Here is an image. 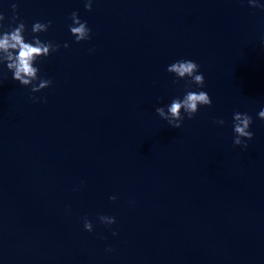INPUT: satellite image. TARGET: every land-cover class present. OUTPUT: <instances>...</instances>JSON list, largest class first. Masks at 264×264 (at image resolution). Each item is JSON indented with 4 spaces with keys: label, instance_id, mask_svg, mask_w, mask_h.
<instances>
[{
    "label": "water",
    "instance_id": "water-1",
    "mask_svg": "<svg viewBox=\"0 0 264 264\" xmlns=\"http://www.w3.org/2000/svg\"><path fill=\"white\" fill-rule=\"evenodd\" d=\"M73 12L88 41L74 42ZM0 14V32L23 21L26 42L51 21L39 39L60 46L34 65L52 81L39 93L0 64V264H264V9L0 0ZM179 60L199 65L204 87L189 90L212 105L173 129L155 109L188 88L166 71ZM236 112L253 120L247 149L233 145Z\"/></svg>",
    "mask_w": 264,
    "mask_h": 264
},
{
    "label": "clouds",
    "instance_id": "clouds-1",
    "mask_svg": "<svg viewBox=\"0 0 264 264\" xmlns=\"http://www.w3.org/2000/svg\"><path fill=\"white\" fill-rule=\"evenodd\" d=\"M248 3L250 7L264 9V5L257 4L256 0H248ZM16 8L17 5L13 4L14 13ZM85 10H92V0H85ZM4 19V15L0 14V29L3 28L2 22ZM69 19L72 22L69 25V31L75 38L74 42L88 41L91 30L86 22H82L79 19L77 12H73ZM17 20H19L18 15H13L11 22L16 23ZM51 23V21L47 23L35 22L32 26L33 36L30 42L25 41L24 33L26 29L23 21H20L16 27L9 28L8 31L0 32V64H6L7 70L13 73V80L24 87H31L32 93H39L49 88L52 83L51 80L40 79L38 76L39 69L34 66L38 60L45 59L51 53L59 50V45H55L50 41L42 42L39 39V34L47 32L49 27H51ZM68 47L69 45L65 43L64 48L67 49ZM166 71L176 77L174 82L179 80L188 82V88H186L182 98L177 97L171 101L170 105L167 106V110L164 107H157L155 111L162 120L167 122L170 128L181 129L185 116L189 120L193 119L200 107H211L212 101L205 91L189 90L191 85L203 89L205 84L204 75L199 72V65L194 61H176L169 65ZM30 99L33 102H38L35 96L30 97ZM258 118L264 121V109L259 111ZM214 123L223 125L224 121L218 120ZM252 123V117L246 113L236 112L233 114L234 146L247 149L248 144L245 141L253 139V133L249 130ZM110 199L115 201L116 197L112 196ZM99 220L106 226L116 223L114 217L100 216ZM84 229L90 233L93 231V225L87 218L84 220ZM113 235H116V233H113Z\"/></svg>",
    "mask_w": 264,
    "mask_h": 264
}]
</instances>
